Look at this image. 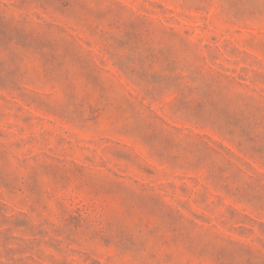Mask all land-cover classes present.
<instances>
[{"label":"rangeland","instance_id":"1","mask_svg":"<svg viewBox=\"0 0 264 264\" xmlns=\"http://www.w3.org/2000/svg\"><path fill=\"white\" fill-rule=\"evenodd\" d=\"M0 264H264V0H0Z\"/></svg>","mask_w":264,"mask_h":264}]
</instances>
